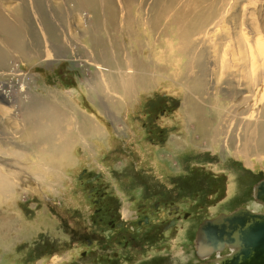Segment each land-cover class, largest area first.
<instances>
[{
	"label": "rangeland",
	"instance_id": "rangeland-1",
	"mask_svg": "<svg viewBox=\"0 0 264 264\" xmlns=\"http://www.w3.org/2000/svg\"><path fill=\"white\" fill-rule=\"evenodd\" d=\"M60 1L16 0L20 13H26L21 34L29 55L7 67H15L16 72L5 82L4 91L11 101L20 95L22 107L44 103L59 112L66 108L63 95L70 96L100 126L102 137L88 135L84 148L75 145L70 157L58 162L62 173L51 189L32 184L27 188L30 192L22 190L16 199L0 203V264H209L198 257L197 250L206 246L217 249L233 233L239 234L241 252L220 264H264V230L260 237L252 233L259 224L264 225V212L255 196L257 191L264 200V148L260 149V142L257 147L250 141L252 149L263 155L261 160L253 156L246 165L235 158L230 147L234 137L229 123L239 118L233 112L238 108L234 91L241 88L236 72L223 74L217 69L222 49L230 40L227 43L221 35L212 41L214 46L198 44L202 96L207 100L212 95V102L202 101L207 106L203 117L210 136L218 133L215 138L220 139L216 144H204L198 136H191L193 125L191 129L186 125L192 123L187 119L192 108L185 104L180 81L183 58L180 62L173 59L167 72L160 70L149 90L125 100L129 104H121L122 108H111L101 94L93 102L90 85L100 89L98 77L112 71L107 65L110 59L95 61L92 44L88 46L87 16L83 14L80 25L72 23L68 17L71 4L60 5ZM207 1L217 8L224 0ZM97 3L100 14L110 11L104 0ZM231 4L227 22L221 24L228 39L242 15L264 24V0H233ZM116 7L117 3L114 11ZM174 7L182 6L174 3ZM74 26L85 34L80 40L65 31ZM135 30L136 34L143 31L141 27ZM123 35L122 29L119 36L124 53H141L140 59L164 66L157 51L151 53L146 38L135 37L133 43L141 44L132 49L121 39ZM11 54L14 60L15 53ZM124 58L123 64L129 68L132 60ZM108 96L119 100L115 94ZM197 96L190 95L193 100ZM0 106L9 109L2 100ZM226 135L230 141H225ZM5 137L25 149L35 142L22 137L18 126L6 128L0 123V138ZM48 179L52 181L51 176ZM258 184L261 186L255 188ZM221 217L225 219L218 223ZM200 231L205 241L196 249ZM220 253L229 254L225 248ZM62 255L64 259L57 261L55 256ZM215 256L211 252L209 259Z\"/></svg>",
	"mask_w": 264,
	"mask_h": 264
},
{
	"label": "bare ground",
	"instance_id": "bare-ground-1",
	"mask_svg": "<svg viewBox=\"0 0 264 264\" xmlns=\"http://www.w3.org/2000/svg\"><path fill=\"white\" fill-rule=\"evenodd\" d=\"M104 1L109 5L110 11H104L101 14L97 0H62L59 3L60 5L71 4L72 10L68 12V17L72 19V23L82 24L85 13L86 20H89L86 31V34L90 36L88 46L91 48L90 43L92 44L93 58L99 63L105 59H110L107 65L111 66L112 71H109V75L108 71H105L102 77H98L101 80L98 83L100 89L96 90L92 84H89L90 99L97 102L101 94V96L107 97L109 101L107 103L111 108H122L121 104H129L125 100L130 101V98H133L139 91L149 90L154 85L155 79L160 77V70L167 72L169 65L176 59L180 62L183 58L185 61L182 63L183 74L180 81L183 86L182 92L186 95L185 104L192 108V111L187 115V119L192 120V123L189 122L186 125H189V129L193 127V134L190 135L198 136L202 143L216 144L220 141L219 138H215L218 133H213L214 135L210 136L207 129L208 122L203 117L205 112L203 109L207 106L203 105L202 101L212 102V95H208L207 100L202 96L204 92L201 89L200 70L197 67V60L201 58L198 59V44L206 42L213 45L212 41L223 35L222 38L227 40V43L230 40V44L222 49L223 54L219 56L217 69L222 70L223 74L228 71L236 72L239 88H241L234 91L233 97V102L237 103L238 108L237 110L232 108L234 114L237 113L239 118L233 123L228 121L231 136L234 137L230 147L233 149L235 158L243 160L246 165L252 162L253 156L261 160L260 155L263 154L260 151L257 152L259 149L254 151L250 141H253L257 147L256 142H260V149L264 148V24L257 23L254 18L248 20L245 15H240V25L233 29L232 38L228 39L221 28V24L224 21L227 22L228 17L226 15L233 0L229 4H226L228 0L221 1V7L217 8L212 7L214 5H208L209 1L207 0H197V5L189 0ZM131 1L136 8H131ZM116 3L117 7L114 11L113 7ZM174 3L182 7H174ZM195 8L197 10L193 12ZM21 9L16 0L0 1V101L6 102L7 108H9L0 106V123L4 124L6 128L7 126H14L16 129L18 126V132L21 133L22 137L26 140L33 138L35 142L29 149H25L15 144L13 139L0 138V203L11 198L16 199L19 197L17 194L21 193L22 190L30 192V189L27 188H30L32 184H36L40 188L51 189L58 182L59 173H62L57 169L58 162L68 159L69 153L75 145L84 148V142L87 141L88 135L97 136L96 133H98L99 137H102L100 126H96V122L91 117L89 118L76 103L72 102L70 96L63 95L66 104L63 112H59L56 108L44 103L22 107L20 95L16 100H9L8 94L4 91V86L7 79L12 77L16 70L15 67L13 70H7V67L12 62L22 61L29 55V51H25L22 41L21 32L25 29L22 27V18H24L25 12L20 13ZM133 10H135V14H133ZM30 14L32 15L31 11ZM139 27L143 29L142 32L145 34L142 32V34H136V30L133 31L134 28L138 30ZM74 29L78 31L75 32ZM122 29L125 35L121 36V39L128 47L138 48L141 43L135 44L133 39L141 35L146 38L147 42L151 43L148 46L151 53L157 51L162 62L166 65L155 66L150 59L148 61L140 59L141 53H124L119 36V31ZM28 30H30L29 26ZM65 31L77 40L85 35L78 27L73 29L68 27ZM160 51L163 52V56H161ZM11 53H15L14 60ZM124 56L132 60L129 68L123 64ZM173 59L175 60L173 61ZM106 69L108 70V66ZM150 73L154 75L151 76ZM193 75L194 78L188 77ZM114 94L119 99L118 101L108 96ZM195 94L199 98L193 100L194 98L192 99L190 95ZM232 105L231 103L230 106ZM233 112L231 111L232 114ZM190 124L193 126L190 127ZM227 140L230 141V138L228 139L226 135L225 141ZM50 176L52 181L48 179ZM257 194L256 191V204L264 212V200L259 198ZM125 211L123 210V214L127 216L129 212ZM224 219L225 217H221L217 221L220 223ZM261 225L263 224L261 223L258 228H254L252 232L254 236L260 237L264 230V225L262 227ZM204 238V232L200 231L196 249L199 247V242L205 241ZM229 239L226 237L223 244H219L217 249H212V246L198 249V257L208 260L209 264H220L222 261L239 254L242 247L239 234L233 233ZM224 248L229 252L226 256H222L220 253ZM211 252H215L216 255L213 260L209 259ZM55 257L57 261L64 259V255Z\"/></svg>",
	"mask_w": 264,
	"mask_h": 264
},
{
	"label": "water",
	"instance_id": "water-1",
	"mask_svg": "<svg viewBox=\"0 0 264 264\" xmlns=\"http://www.w3.org/2000/svg\"><path fill=\"white\" fill-rule=\"evenodd\" d=\"M260 186H261V184H258V185L255 186V188H259Z\"/></svg>",
	"mask_w": 264,
	"mask_h": 264
},
{
	"label": "flooded vegetation",
	"instance_id": "flooded-vegetation-1",
	"mask_svg": "<svg viewBox=\"0 0 264 264\" xmlns=\"http://www.w3.org/2000/svg\"><path fill=\"white\" fill-rule=\"evenodd\" d=\"M129 214V213H128ZM128 214H127V216H128Z\"/></svg>",
	"mask_w": 264,
	"mask_h": 264
}]
</instances>
